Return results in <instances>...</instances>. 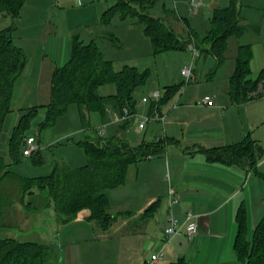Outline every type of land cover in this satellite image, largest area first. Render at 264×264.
<instances>
[{
	"label": "trees",
	"instance_id": "obj_1",
	"mask_svg": "<svg viewBox=\"0 0 264 264\" xmlns=\"http://www.w3.org/2000/svg\"><path fill=\"white\" fill-rule=\"evenodd\" d=\"M25 2L26 0H0V137L5 118L11 112L14 82L28 62L24 50L14 43L13 38L15 21ZM155 2L156 0H115L101 14V22L107 23L115 15L121 20L132 18L134 23L141 25L154 52L186 49L193 43L200 55H210L214 59L216 67L225 61L229 37L241 36L249 26L242 23L238 0H229L227 6L213 10L210 17L211 28L203 36L198 37L189 28L183 31L184 34L177 33L166 21L169 16L177 19L172 11H166L168 13L164 18L150 14L149 9ZM111 34L108 37L116 40ZM252 54L250 44L237 46L234 69L228 79V94L234 103L247 102L264 95V67L255 78L250 77ZM147 76L146 70L139 71L135 66L125 65L121 70L115 71L112 61L104 56L95 39L84 42L78 34H74L70 41L68 60L56 66L53 71L50 101L45 105V113L38 128L53 125L70 104L78 106L83 123L93 110H99L105 121L106 105L120 117L124 110L135 114L137 101L134 93L138 86L145 83ZM106 83L113 84L115 92L104 97L99 93V87ZM173 89L174 87L167 89L165 96L160 94L156 103L150 101V114L171 96ZM37 111V107L21 110L9 136L8 157L0 151V227L7 225L3 219L6 220L7 212L14 209L16 197L24 206H29L31 202L25 204V198L33 197L37 190L40 194H45V205L52 202L59 224L73 220L79 211L88 209L86 219L95 221L101 230H108L116 215L108 212L110 204L107 189L123 185L128 167L162 153L166 141L159 138L131 145L122 134L101 137L95 129L79 142L85 150V164L75 168L65 163L56 164L48 175L21 177L9 167L23 157L24 139L30 135L31 123ZM128 123L129 118L122 120L121 127L125 130ZM39 151L40 149L34 153ZM202 151L210 161L242 163L249 169H255L264 155V149L249 134L237 143ZM37 197L38 202L40 196ZM39 208L36 206L35 210ZM152 208L153 204L142 216L151 214ZM235 221L237 234L234 251L237 259L241 264H264V214L254 226L250 238L247 236L246 207L243 202L236 211ZM54 256L47 244L0 237V264H50ZM176 264L186 263L180 259Z\"/></svg>",
	"mask_w": 264,
	"mask_h": 264
},
{
	"label": "crops",
	"instance_id": "obj_2",
	"mask_svg": "<svg viewBox=\"0 0 264 264\" xmlns=\"http://www.w3.org/2000/svg\"><path fill=\"white\" fill-rule=\"evenodd\" d=\"M75 1L80 5L95 2V0ZM172 3L174 4L178 21L169 16L166 20L168 24L173 29L177 28L180 32L189 28L198 37L200 35L197 29L210 23V17L214 9L223 7L216 4L215 0H172ZM193 3H197V5L193 6ZM24 6L16 22L20 23L25 14L26 19L29 18L27 14H31V17L34 19V11L36 12L40 9L39 7H37L38 9L34 8L33 5L30 11L26 9V12L22 13ZM110 6L106 8L102 6L96 9L95 17L99 23L101 22V14ZM164 6L166 7L168 4L166 2L162 3L160 11L166 16V13H168L166 11H170V9ZM127 28L130 33L126 32L123 34V38L119 36V39L122 38L126 43L127 40L125 41L124 37L130 36L140 43L143 42V38L146 36L143 32L142 34L145 37L141 33H135L133 21ZM100 32L102 33L103 30ZM56 35V32L54 35H48L42 48V62L45 58L49 57L48 59L53 64L52 68L64 64L70 54L71 39L61 40ZM91 36L93 37L94 35L91 33ZM146 40L150 45H148L149 47L146 48L143 54H138L136 57L121 56L107 58L112 61L115 71L121 70L125 65L135 66L139 71L146 70L148 76L145 83L138 86L135 90L138 97L141 98H136V101L139 102L136 103L135 117L129 118V123L125 130L121 127V117L108 105V115L106 116V120L102 122L101 129L103 130H101V134L105 131V125L107 126L110 123L116 126L115 134L113 135H124L131 145H137L144 140L153 141L159 138L166 141L165 150L162 153L147 157L135 164L137 170L135 180H139L140 176L143 175L142 180L145 185H156L154 183L155 179L151 178V175L148 174L149 172L157 174L161 180H164L165 177L168 178L169 186L166 191L163 190L149 196L151 192L147 187L148 192L142 196H146L147 199L142 207H145L149 203L148 207H150L153 204L151 214L148 217H153L154 212L157 211L159 220L162 222L160 225L157 224L159 223L158 220L155 223L148 222L144 227L145 232L147 231L152 234V239L153 236H156L154 240L150 241L149 248H154L151 255L157 252L161 253V258L155 264H176L180 259L186 264H241L234 251V241L237 234L235 215L238 207L243 202L246 207L247 236L250 238L254 226L264 214V209L261 211L260 207L262 206L261 201L253 196V191L257 188L255 186L264 184V155L257 163L255 169H249L242 163L225 164L210 161L202 149L234 144L242 141L247 134L264 149V95L247 102H232L228 94V79L233 72L234 65L230 75L227 73L226 76L220 77L218 81H215L224 83V85L214 83L209 90L210 92H197L195 94L192 87L188 85L183 86L185 81L182 78L184 79L185 76L182 73V69L186 67L189 56H191L190 59L193 61L202 55L194 56L189 46L186 49L156 53L148 37ZM60 41L62 42V46ZM102 47L100 46L105 56V50ZM47 54L49 55L48 57H46ZM169 57L176 65L175 71L170 72L168 65ZM159 60L160 64L158 63ZM42 68L43 65H41L36 76L37 80H39L36 84L38 86L37 89L40 88ZM258 72L255 73L254 77L252 75L250 77L255 78ZM196 73V69L193 67L190 79L195 80ZM213 76L214 72L210 77L212 78ZM28 77L32 78L30 75ZM210 80L214 81L215 76L214 79ZM172 87H174V91L171 96L161 102L157 109L158 113L163 115V121L150 120L146 123L145 128L142 130L138 129L137 122L142 117L138 119L136 117L137 114L150 115L151 103L149 101H142L143 97L154 91H158L161 96H165L166 90ZM205 95L211 97L213 100L212 105H207L201 101ZM46 104H39L38 112L40 111L41 115L38 116L40 120L35 123L37 126L44 116ZM29 107L30 105H27L25 108ZM19 114L20 112L12 113L11 111L4 121L0 137V151L6 158L8 157L9 136ZM32 124L33 120L31 127ZM130 129L133 131L132 142L128 136ZM99 132L100 129L98 128ZM30 134L34 133L30 132ZM88 135L89 133L85 134V137ZM40 151L36 154L37 157L34 158L35 162L39 158ZM162 194H164L165 203L161 206L159 198L163 197L160 196ZM37 196H40V199L42 198L40 193L35 190L33 194L34 202L37 204V207L42 208L43 205L38 204L39 201L37 202ZM27 197L29 199L32 196ZM153 197H157L158 199L152 201ZM18 202L20 205H23L20 199H18L14 204V208H16ZM20 209L18 210L19 217L22 216ZM188 210L192 214L191 220L197 224L198 232L192 236H188L183 232L168 238L165 237L164 228L168 224V216H174L178 223H185V212ZM158 227H160V231ZM134 236L136 237V234H132V232L128 233L129 238H134ZM131 249L133 251L129 254H132V256L125 261H122L121 252L117 248L112 249L116 257L110 260L101 259L99 261L104 256L101 253L100 255L93 253L96 250L90 247L82 252L81 257L79 251L75 259H79L77 264H147V260H142L141 262V256L138 252H134V247ZM68 261L69 264H72L70 258Z\"/></svg>",
	"mask_w": 264,
	"mask_h": 264
},
{
	"label": "rangeland",
	"instance_id": "obj_3",
	"mask_svg": "<svg viewBox=\"0 0 264 264\" xmlns=\"http://www.w3.org/2000/svg\"><path fill=\"white\" fill-rule=\"evenodd\" d=\"M215 1L217 2L216 4L223 7L227 6L229 2V0ZM165 2L168 4L166 7L177 15L172 0H156L150 9V14L158 18H164L163 16L165 15L160 11V6ZM25 3L26 5L22 13H25L26 9L30 11L33 5L34 8L39 7L40 9L37 8L39 11H34V19L31 17V14H27L28 19L25 18L26 14L25 16L21 14L24 17L22 21L20 23L15 21L14 43L23 48L28 62L25 70L18 75L14 82L11 96L12 113L21 112V108H25L27 105H30V107L34 105V107L38 108L40 107L39 104H46L50 101V86L55 68H52L53 64L48 59V54L46 55L48 58H45L42 62V48L44 47L45 39L50 34L54 35L56 32V36L61 40L71 39L74 34H78L84 42H88L93 38L101 47L103 46L102 49L105 50L106 58L121 56L136 57L138 54H143L146 48L149 47L148 45H150L146 40L147 37L142 34L141 25L134 22L135 33H141L145 37L143 38V42L140 43L130 36L124 37L128 43L127 41L126 43L123 41V34L126 32L130 33L127 27L133 21L132 18H126L122 21L118 15H115L109 22L104 24L99 23L95 17L96 9L102 6L106 8L112 5L114 0H95V2L85 5L77 4L75 0H26ZM238 4L242 23L249 26L241 36L229 37L225 51V61L222 65L216 67V63L210 55L197 57L193 61H191V56H189L186 66L196 69V79L186 80L184 77L182 80L185 83L188 82L187 84L184 83L183 86L188 85L192 87L195 94L197 92H210L209 90L214 83L224 85V83L215 81H218L220 77L226 76L227 73L230 75L239 44H250L252 47L253 54L250 61V75L254 77L255 73L264 66V0H238ZM179 24L182 25L181 22ZM210 28V23L208 25L205 24L197 29V32L201 37ZM101 30H103L102 33L100 32ZM174 30L177 33H183L177 28ZM91 33L94 35L93 37ZM109 33H112L111 35L117 39H110L108 37ZM119 36H122V38L119 39ZM60 44L62 46L61 41ZM158 63L160 64V60ZM41 65H43V68L40 88L37 89L38 86L36 84L39 80H37L36 76ZM168 65L170 72L175 71L176 65L170 57ZM212 71H214V81L210 80L214 79V76L211 78L210 75L212 74H209ZM28 75L32 76V78L28 77ZM114 92L115 86L113 84L106 83L99 87V93L104 97ZM148 96L147 94L145 97ZM134 97L135 99L141 98L138 97L136 92L134 93ZM107 109L108 105H106ZM39 115H41L40 111H37L30 129V132L35 134L41 146L39 158L35 162L34 158L37 156L35 155L36 153H33L32 156L21 157V160L13 162L9 167L10 170L23 177L32 178L47 175L56 164L65 163L73 168L79 167L86 163L84 147L79 144L85 138V134L95 129L98 130V128L100 129L99 133L96 132L98 136L110 137L115 134L116 126L110 123L107 126L105 125V131L101 134L103 119L99 110L91 111L88 119L83 123L76 104H70L65 113L58 117L53 125L41 129L35 124L40 120L38 118ZM147 115L137 114L136 117L139 119ZM128 136L132 142L133 131L131 129L128 132ZM148 174L151 175L152 179H155L154 183L156 185H145L142 180L143 175L136 181V165L132 164L129 166V173L126 176L125 184L107 189L110 199L108 212L116 215V219L106 231L101 230L95 221H88L86 219L89 214L88 209L79 211L73 220L59 224L52 202L50 201L45 205V194L41 193L42 198L39 199L38 204L45 206L37 209L38 211L35 210L37 204L34 202V197H30L29 199L26 197L25 204L30 201L29 206L20 205L18 202L17 209H10L7 212L6 220L5 218L3 219L7 225L0 227V237L49 245L55 254L50 264H69V258L72 264H77L79 259H75V256H78L77 253L80 251L81 257L82 252L88 247L96 250V252L92 251L93 253H97V255L101 253L104 256L99 261L101 259L110 260L115 258L116 255L112 252L113 248H117L121 252L122 261H125L132 256V254H129L133 251L132 247H134V252H138L141 256V262L142 260L148 261L154 250V248H149L150 241L154 240L156 236H153L152 239V234L147 231L145 232L144 227L148 222L155 223L158 220L159 223L157 224L159 225L162 222L159 220L157 211L154 212L151 218L142 216V211L150 204L142 207L147 200L146 196H142L148 192L147 187L150 189L151 194L149 196H151L157 194V192L166 191L169 186L167 177L161 180L157 174H153L152 172ZM255 188L253 196L261 201L262 206L260 207L262 211L264 209V184L261 186L256 185ZM160 196H163L159 198L162 206L165 203L164 194ZM155 199L158 198L153 197L152 201ZM17 200L18 198L16 197L15 201ZM19 209L23 217L18 216ZM158 230L160 231V227H158ZM129 232L136 234V237L129 238Z\"/></svg>",
	"mask_w": 264,
	"mask_h": 264
},
{
	"label": "built area",
	"instance_id": "obj_4",
	"mask_svg": "<svg viewBox=\"0 0 264 264\" xmlns=\"http://www.w3.org/2000/svg\"><path fill=\"white\" fill-rule=\"evenodd\" d=\"M83 1H93V0H83ZM193 6H196L197 3H193ZM189 49L191 53L194 56H198V50L194 46L193 43L189 45ZM182 73L186 77V79H190L192 77V67L191 66H186L182 69ZM160 97V93L158 91H154L149 94L148 97H143L142 101H154L156 103ZM203 103L207 105H212L213 100L209 95L203 96L202 100ZM135 114H129L126 110H124V114L121 116V119H128V118H134ZM164 117L160 113H158L157 109L154 108L153 113L150 115H147L146 117H143L142 119H139L137 122V127L138 129L142 130L145 128V125L147 122L150 120H160L163 121ZM41 148L40 143L36 139L35 135H28L24 139V143L22 146V156L23 157H29L31 156L34 152L38 151ZM176 201V200H175ZM192 214L188 210L185 212V223H178V221L175 219L174 216L169 215L168 216V224L164 228V234L165 237H171L179 233H185L188 236L195 235L198 232L197 224L196 222L191 220ZM161 258V253L157 252L155 254H152L150 256V259L147 261V264H155L157 260Z\"/></svg>",
	"mask_w": 264,
	"mask_h": 264
}]
</instances>
